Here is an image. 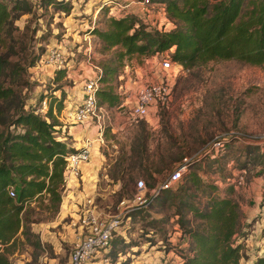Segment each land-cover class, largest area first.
<instances>
[{"label": "rangeland", "instance_id": "obj_1", "mask_svg": "<svg viewBox=\"0 0 264 264\" xmlns=\"http://www.w3.org/2000/svg\"><path fill=\"white\" fill-rule=\"evenodd\" d=\"M64 1L70 6L68 14L56 9L51 3L41 1L35 6L29 7L26 4L30 11H14V15L20 14L13 21V43H7L12 46L13 51L10 52L9 48L0 45V53L11 54L15 70L20 74L21 80L17 89L24 101V109L44 116L46 108L51 105L52 114L59 124L54 128L53 135L62 137L70 145L73 142L72 136L67 135V131L76 124L66 120V109L55 114L56 102L52 96H59L62 91L65 108L72 109V76L66 74L65 77L55 78L50 68L43 67L36 71L34 67L27 68V62L42 53L53 40L63 39L71 45L68 50L76 63L83 62L90 68L91 65H97L100 59L107 56L100 51L97 53L96 45H93L94 58L87 59L83 53L84 44L80 41L82 34L87 33L94 25L102 28L103 19L107 15L123 14L124 9L121 7L128 1ZM132 1L140 9L136 0ZM101 4H104L103 8H98ZM105 4L113 7L111 13L107 11L109 6ZM132 13L139 17L135 12ZM150 25L157 27V24ZM161 27L162 25L159 29ZM170 52L171 50H166L146 58L132 56L125 60L120 75L123 78V74L128 76L131 86L126 87L136 92L144 83L160 81L163 73L160 62ZM76 66L72 67L73 70ZM138 68L140 73H133ZM173 73L169 99L163 104H154L146 118L130 121L126 106L107 109L105 118L100 116L101 112H96L98 119L93 117L87 128L81 130L76 137L77 140L85 139L89 128L94 126L93 133L89 135L95 138L93 143L97 144L98 150L97 167L95 166V171L91 174L93 179L96 178L95 185L90 190L81 189L80 184L75 186L80 202L73 201L70 193L66 196L62 188L60 202L54 207L48 205L46 194L24 204L21 212L27 206L30 208L26 222L31 235L30 241L25 239L19 229L12 244L8 243L5 247L0 243V251L5 249L9 264H66L68 252L78 235L77 219L82 213L85 199L91 201L90 207L101 216L108 217L129 209V218L116 229L109 246L94 262L103 256L107 258L108 264H133L138 260L152 264H185L189 255V238L176 223L174 210L178 199L172 201L171 193L166 196L164 193L158 195V192L154 199L151 196L152 191H156L159 182L177 165V160L169 163L171 158L186 151L189 154L187 159H195L205 147H197L198 141L207 139L209 143L216 137L230 134L234 129L243 133L242 138L247 141L231 143L215 162L205 156L199 157L190 169L200 178L202 186L196 187L187 182L183 185L185 191L181 195L190 203L198 204L204 202L206 191L202 189L206 184L214 185L218 192L227 186H235L232 196L239 204L240 212L236 236L239 241L242 240L245 256L251 258L259 251L258 244L254 246L251 242L259 241L264 234V224H261L264 214L254 210L262 202L261 199H253L252 189H264V65L218 60L210 61L189 73L180 68L178 71L173 70ZM123 81L120 80L116 91L120 94V103L128 104L130 89H124ZM98 120L103 122L100 131L96 126ZM134 137L138 144L141 140L146 144L147 168H151L150 163L159 168L162 164L160 159L165 165L169 163L166 169L152 173L154 181L139 166L132 165L129 159L130 145ZM243 141L256 146L247 145ZM239 176L241 184H236ZM152 184V187H147ZM66 207H71L70 213ZM249 234L256 235L257 238L251 237L248 242H244L243 238ZM120 238L123 242H120ZM34 243L36 244L33 245Z\"/></svg>", "mask_w": 264, "mask_h": 264}, {"label": "trees", "instance_id": "obj_2", "mask_svg": "<svg viewBox=\"0 0 264 264\" xmlns=\"http://www.w3.org/2000/svg\"><path fill=\"white\" fill-rule=\"evenodd\" d=\"M40 1L69 13V3L64 0H0V45L13 51L12 46L7 45L13 43V21L25 12L23 9L30 11V5L35 6ZM160 1L165 18L172 24L167 30L153 27L132 12H123L119 16H105L102 28L94 25L87 31L96 37V52L107 56L97 62L99 74L95 96L98 106L111 109L120 104L116 87L120 83L119 76L125 60L132 56L146 58L171 50L168 55L170 61L188 73L218 60L264 65V0ZM103 6L101 4L98 8ZM14 11L21 12L14 15ZM44 52L45 49L31 58L27 68H31ZM15 69L11 54L0 53V243L5 247L13 243L19 229L30 241L26 225L30 208L27 206L21 212L24 204L42 198L44 194L49 206L54 207L60 202V191L64 186V157L78 151L71 144L67 145L62 137L53 135L54 128L59 124L52 114L51 105L46 108L44 116L24 109V101L17 89L21 77ZM66 74L64 69L54 71L55 78L65 77ZM52 99L56 102L54 112L57 114L65 107L63 92L52 96ZM242 134L235 129L230 134L226 133L217 155L211 157L212 152L207 155L199 152L197 157L205 156L215 162L231 143L247 141ZM133 139L129 159L152 181V173L166 169L172 161L177 160L176 164H180L189 155L186 151L182 152L171 158L167 165L159 158L162 163L159 168L152 163L151 168H147L146 144L142 140L138 144L136 137ZM207 142V139L200 140L197 147H203ZM195 162L190 160L187 163L186 171L175 188L158 192V195L164 193L166 196L171 193L172 201L178 199L174 210L176 223L189 238V255L185 264H264V253L254 254L251 259L245 256L242 240L239 241L236 236L240 212L239 204L232 196L235 186H227L218 192L214 185L206 184L202 189L206 191L204 202L198 204L190 203L181 195L187 182L196 187L202 186L200 178L190 169ZM152 186L147 185L148 188ZM263 235L260 238L263 239ZM119 240L123 242L122 238ZM0 264H9L5 249L0 251Z\"/></svg>", "mask_w": 264, "mask_h": 264}, {"label": "built area", "instance_id": "obj_3", "mask_svg": "<svg viewBox=\"0 0 264 264\" xmlns=\"http://www.w3.org/2000/svg\"><path fill=\"white\" fill-rule=\"evenodd\" d=\"M36 1V0H31ZM137 4L143 10L150 11L154 7H158L165 17L163 3L160 0H136ZM122 6L121 9H124ZM58 40V39H57ZM53 40V42L46 45L44 54L40 59L35 62L31 67L34 70H40L43 67H48L51 71L58 69H64L66 73L73 70L74 65H78L72 56H68V48L66 42L63 39ZM81 40L85 42V54L86 58H94V51L92 37L89 33L82 35ZM95 46V45H94ZM67 53V54H66ZM160 68L163 70L161 74V80L158 82L144 83L138 87L135 96L129 101V103H120L115 109L126 106L127 117L130 121L135 122L144 119L148 116L150 108L154 104H163L169 99V94L171 90V79L174 76L173 70L178 71L180 66L170 61L168 57H163L160 62ZM91 72L87 73L82 78L81 89L79 97L74 101L73 108H63L65 110L66 120H69L72 124L80 125L81 127L87 128V124L91 122L93 117L98 119L96 112H101V117H106L107 109L98 106L95 96V89L97 87L96 77L99 74L98 66L91 65ZM181 69V68H180ZM36 74V73H35ZM121 79V77H119ZM42 108H45V100L42 101ZM103 122L99 120L96 123L98 131L101 130ZM94 127V126H91ZM222 139L216 137L209 143L205 144V147L201 152V155H210L214 157L218 154L222 147ZM89 140L84 139V142L78 151L66 154L64 173L71 174L77 177L80 172L81 165L89 161ZM198 156V154H197ZM195 159H187L186 157L182 159L180 164H177L175 169H172L167 176L159 182L156 191H152L151 196L157 195V192L162 189H173L175 188L177 182L180 180L183 172L186 171L187 163L190 160H199V157ZM236 184H241V176L238 177ZM11 194V192H10ZM151 198V197H150ZM262 204L264 205V193L260 197ZM259 199V200H260ZM90 200H85L84 208L82 213L78 216V227L79 234L76 236L73 245L71 246L66 264H108L106 257H100L97 261H93L101 252H104L109 246V242L116 232V229L129 218L126 208L124 213H117L111 216H101L96 211L90 207ZM125 221V222H124ZM259 251L256 255H261L264 253V239L259 238L258 241ZM133 264H151L146 261L138 260Z\"/></svg>", "mask_w": 264, "mask_h": 264}, {"label": "crops", "instance_id": "obj_4", "mask_svg": "<svg viewBox=\"0 0 264 264\" xmlns=\"http://www.w3.org/2000/svg\"><path fill=\"white\" fill-rule=\"evenodd\" d=\"M126 1H128V2L124 5L125 8H124L123 12H135L141 18L142 21L147 22L149 24H155V25L157 24L156 28H160V25H162L161 29H163V30H167V29H169L171 27V23L165 17L162 16V13H161V11L159 10L158 7L152 8L151 11H146V10H143L141 7H140V9H139V7H136L134 5L135 3L132 0H130V1L126 0ZM112 9H113V7L109 6V9H108L109 11L108 12L111 13L110 11H112ZM116 11H119V9H117ZM168 25L170 27L167 28ZM76 36H78V35H76ZM90 36L92 37V42L94 43V45H96V37L94 35H92V34H90ZM80 41H82V40L80 39ZM83 44H84L83 45V53H85V49H84L85 42H83ZM70 46L71 45L67 44V48L68 49H70ZM77 48L79 49L80 47L78 46ZM68 56H72L70 51L68 52ZM75 68H76L75 70H71V71H69V73H67V75H69V76L71 75L72 79H73V85L70 88V93H71V96H72L71 100H70L71 102L76 101L77 98L79 97V93H80L79 87L82 84V78L87 73H90L91 70H92L87 64H85L83 62H79V64ZM140 71L141 70L138 68V70H133V73H140ZM123 72L125 73V70ZM123 75H124V78L121 75L119 77H121V79L124 80L123 81L124 89H130V88L126 87V85H128V86L130 85V83H128L129 78H128V76L126 74H123ZM131 90H132V88L129 90V96H128V98L130 100L134 98L135 93H136L135 90L134 91L132 90V93H131L132 95H131L130 94ZM92 128L93 127L89 128V130L87 132L88 136L85 138V139H88L89 142H90L89 147H88V150H89V161L87 163L81 165L80 172H79V175L77 177H74L71 174H65L64 173V186H63L64 193H65L66 196H68V194L70 193V196L73 198V201H76V202H80V201L78 199V196L76 195L78 190H76L75 186H79V184H80V185H82L81 189L90 190L95 185L96 178L93 179L92 175H93V173L95 171V166L97 167L98 159L96 157L97 156L96 154H98V150L96 148L97 144L93 143L95 138L93 139L92 138L93 135L92 136L89 135V134L93 133ZM81 130H85V127H81L80 125H73V126H70L68 131H67V135H71L72 136L71 140L73 142L71 143V146H73L75 148L80 147L82 145V143L84 142V139H80V140L76 139L78 133H80ZM252 191L254 193L253 199L254 200H259L260 199L259 194L262 193L264 191V189L260 190V191H258V189H256V190L252 189ZM78 193H80V192H78ZM66 196H65V199H67ZM65 199L63 200V202L65 201ZM85 200H84V202H85ZM67 201H68V199H67ZM73 203L74 202H71V204H73ZM82 205H83V208H84V204H82ZM75 206H76V204H75ZM259 206L256 205L254 210H256V211L259 210V212H261V214L263 215L264 214V205L261 203ZM70 208L66 207V210H67L68 213L71 212V211H69ZM249 210L252 211L253 209H249ZM261 221H262L261 224H264V219H261ZM77 231H78L77 234H79L80 230H79L78 226H77ZM251 237L257 238L256 235L249 234V235L246 236V238H243L244 242H248L251 239ZM251 243L254 244V246H256L258 244V241L254 240ZM244 245L247 246L246 244H244Z\"/></svg>", "mask_w": 264, "mask_h": 264}]
</instances>
